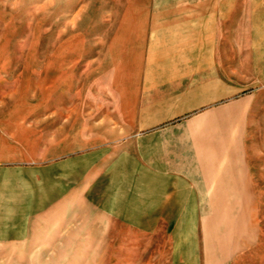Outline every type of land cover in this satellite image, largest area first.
Wrapping results in <instances>:
<instances>
[{
  "label": "crops",
  "instance_id": "obj_1",
  "mask_svg": "<svg viewBox=\"0 0 264 264\" xmlns=\"http://www.w3.org/2000/svg\"><path fill=\"white\" fill-rule=\"evenodd\" d=\"M243 1L183 0L129 14L113 71L92 90L90 110L150 130L154 216L165 209L168 222L188 228L183 241L212 246L186 264H264V0ZM9 109L0 110V169L16 185L3 219L18 233L13 240H25L33 166L79 136L71 126L64 138L63 117L47 122ZM108 122L88 139L105 144Z\"/></svg>",
  "mask_w": 264,
  "mask_h": 264
},
{
  "label": "rangeland",
  "instance_id": "obj_2",
  "mask_svg": "<svg viewBox=\"0 0 264 264\" xmlns=\"http://www.w3.org/2000/svg\"><path fill=\"white\" fill-rule=\"evenodd\" d=\"M182 1L0 0V110L51 116L47 122L63 117L64 138L71 126L79 136L75 145L67 140L61 155L57 148L33 166L23 199L31 212L25 240H13L18 233L3 219L16 183L1 165L0 187L7 189L0 195V264H186L198 250L212 249L209 242L183 241L188 228L168 222L165 209L154 216L150 130L112 110H90L98 99L92 90L121 54L119 27L129 14ZM252 4L260 1L240 7ZM103 117L110 135L105 144L93 143L88 136H102Z\"/></svg>",
  "mask_w": 264,
  "mask_h": 264
}]
</instances>
